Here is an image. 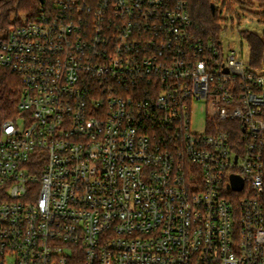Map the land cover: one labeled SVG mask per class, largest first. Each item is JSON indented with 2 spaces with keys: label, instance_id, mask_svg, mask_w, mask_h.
<instances>
[{
  "label": "built area",
  "instance_id": "2783aa9c",
  "mask_svg": "<svg viewBox=\"0 0 264 264\" xmlns=\"http://www.w3.org/2000/svg\"><path fill=\"white\" fill-rule=\"evenodd\" d=\"M3 70L0 264H264V57L187 0H53L0 32Z\"/></svg>",
  "mask_w": 264,
  "mask_h": 264
},
{
  "label": "trees",
  "instance_id": "16d2710c",
  "mask_svg": "<svg viewBox=\"0 0 264 264\" xmlns=\"http://www.w3.org/2000/svg\"><path fill=\"white\" fill-rule=\"evenodd\" d=\"M49 4L53 0H44ZM215 0H187L188 10L192 19V29L195 35L204 41H218L223 30L222 22L215 9ZM264 3V0H254ZM15 6L14 0L0 1V30L8 31L14 24L21 23L19 16H12L15 12L23 14L25 19L33 17L40 6L41 0H19ZM250 48V62L253 66H259L264 57V34L254 32L242 33ZM21 81L11 72L2 71L0 78V119H14Z\"/></svg>",
  "mask_w": 264,
  "mask_h": 264
},
{
  "label": "rangeland",
  "instance_id": "374dc122",
  "mask_svg": "<svg viewBox=\"0 0 264 264\" xmlns=\"http://www.w3.org/2000/svg\"><path fill=\"white\" fill-rule=\"evenodd\" d=\"M14 1L17 7L18 0ZM214 2L223 26L220 34L222 43L241 52L245 59H249L250 48L242 33L249 31L259 35L264 34V3L254 0H215ZM14 15H20L19 19L25 20L23 14L15 12L12 16ZM202 104H199L200 107ZM194 117V129L202 131L206 114L198 109ZM17 123V126L23 129L24 121L21 119Z\"/></svg>",
  "mask_w": 264,
  "mask_h": 264
},
{
  "label": "water",
  "instance_id": "95a60500",
  "mask_svg": "<svg viewBox=\"0 0 264 264\" xmlns=\"http://www.w3.org/2000/svg\"><path fill=\"white\" fill-rule=\"evenodd\" d=\"M41 2L44 3V0H41ZM231 179H232L233 188L235 190H241L243 188V182H242V180L239 177L232 176Z\"/></svg>",
  "mask_w": 264,
  "mask_h": 264
}]
</instances>
